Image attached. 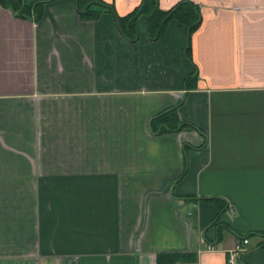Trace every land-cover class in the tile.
<instances>
[{
  "label": "crops",
  "instance_id": "1",
  "mask_svg": "<svg viewBox=\"0 0 264 264\" xmlns=\"http://www.w3.org/2000/svg\"><path fill=\"white\" fill-rule=\"evenodd\" d=\"M25 1L0 3V264H227L243 238L264 264V0H155L197 8L189 40L129 34L142 0Z\"/></svg>",
  "mask_w": 264,
  "mask_h": 264
},
{
  "label": "trees",
  "instance_id": "2",
  "mask_svg": "<svg viewBox=\"0 0 264 264\" xmlns=\"http://www.w3.org/2000/svg\"><path fill=\"white\" fill-rule=\"evenodd\" d=\"M0 3L4 6L9 7L13 12H16V14L20 16L33 14L37 18L38 15L37 13L39 12V6L42 3H44V1H40V2L34 1L33 3H27L25 0H0ZM101 5L105 6L106 8H110V11H112L113 13L112 7L105 4H101ZM155 5H156L155 0H142L141 4L138 6L136 10L132 11L130 14L125 16L124 22L126 23V25L128 22H130L127 28V32L129 34L132 32L133 29L132 23L135 17L140 14H145L148 30L151 32L152 29H156L154 31L155 32L154 35L157 36L161 35L168 18H175L179 22L183 23L187 28L188 30L187 40H189V36L191 32L198 25L199 14L197 8L193 4L187 1H179L166 11L158 9ZM78 10L80 11V16L84 18L88 16L87 18L96 19L100 14L99 10H92L90 9V6L89 7L87 6L84 9L83 6H81L80 8H78ZM126 25L121 27L124 33L127 27ZM170 112H171L170 110H166L158 116L164 117L167 116ZM183 125L194 127L192 124L188 122H183ZM166 129L168 128L166 127ZM190 198L194 199V197H190ZM207 200H210L214 203H218L219 198H215V197L207 198ZM245 235L239 234L237 236L238 238H242ZM176 257H178L179 259L185 256L183 254H177Z\"/></svg>",
  "mask_w": 264,
  "mask_h": 264
},
{
  "label": "built area",
  "instance_id": "3",
  "mask_svg": "<svg viewBox=\"0 0 264 264\" xmlns=\"http://www.w3.org/2000/svg\"><path fill=\"white\" fill-rule=\"evenodd\" d=\"M248 243L247 238L238 239L232 248L228 250L227 264H241L240 253L243 252L244 246ZM209 249H211V246Z\"/></svg>",
  "mask_w": 264,
  "mask_h": 264
},
{
  "label": "rangeland",
  "instance_id": "4",
  "mask_svg": "<svg viewBox=\"0 0 264 264\" xmlns=\"http://www.w3.org/2000/svg\"><path fill=\"white\" fill-rule=\"evenodd\" d=\"M207 248L209 249V246H207Z\"/></svg>",
  "mask_w": 264,
  "mask_h": 264
}]
</instances>
